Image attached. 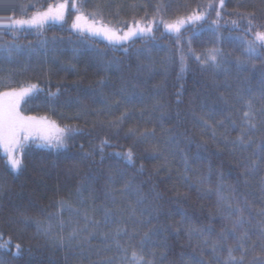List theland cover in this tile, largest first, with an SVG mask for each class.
Instances as JSON below:
<instances>
[{
	"label": "trees",
	"instance_id": "1",
	"mask_svg": "<svg viewBox=\"0 0 264 264\" xmlns=\"http://www.w3.org/2000/svg\"><path fill=\"white\" fill-rule=\"evenodd\" d=\"M0 93L62 136L0 148V264H264V0H0Z\"/></svg>",
	"mask_w": 264,
	"mask_h": 264
},
{
	"label": "rangeland",
	"instance_id": "2",
	"mask_svg": "<svg viewBox=\"0 0 264 264\" xmlns=\"http://www.w3.org/2000/svg\"><path fill=\"white\" fill-rule=\"evenodd\" d=\"M66 9L65 3H57L30 21L26 23L23 21L20 24L32 28L47 23H59L63 21ZM191 21H194V18L183 19L166 25V29L169 32H177ZM71 29L122 46L136 37L151 35L153 26L151 23L137 22L121 30L91 20L84 14H79L72 22ZM18 105L19 99L15 95L0 93V148L6 154L10 166L15 171L20 170L22 152L31 142L59 146L62 140L60 132L53 129L48 123L38 122L31 116L24 115Z\"/></svg>",
	"mask_w": 264,
	"mask_h": 264
}]
</instances>
